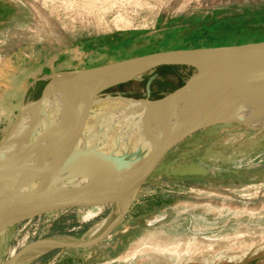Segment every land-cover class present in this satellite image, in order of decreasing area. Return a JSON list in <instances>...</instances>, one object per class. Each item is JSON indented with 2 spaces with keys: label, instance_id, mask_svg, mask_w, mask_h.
Returning a JSON list of instances; mask_svg holds the SVG:
<instances>
[{
  "label": "rangeland",
  "instance_id": "1",
  "mask_svg": "<svg viewBox=\"0 0 264 264\" xmlns=\"http://www.w3.org/2000/svg\"><path fill=\"white\" fill-rule=\"evenodd\" d=\"M9 1L17 14L0 29V144L55 73L264 41V0ZM193 74L158 67L103 91L95 108L115 106L108 96L157 100ZM113 210L89 203L10 226L0 233V264L38 239L87 241ZM51 251L14 264H264V132L223 124L195 133L164 156L108 237Z\"/></svg>",
  "mask_w": 264,
  "mask_h": 264
},
{
  "label": "water",
  "instance_id": "2",
  "mask_svg": "<svg viewBox=\"0 0 264 264\" xmlns=\"http://www.w3.org/2000/svg\"><path fill=\"white\" fill-rule=\"evenodd\" d=\"M173 65L190 67L194 74L157 100H133L145 107L134 129L104 143V129L93 136L89 129L96 114L91 107L104 100L103 91ZM47 104L49 119L42 112ZM223 124L264 132V41L158 51L53 74L40 96L20 110L0 144V233L83 204L110 202L114 210L87 241L38 239L2 264L37 251L97 245L121 222L169 151L195 133Z\"/></svg>",
  "mask_w": 264,
  "mask_h": 264
},
{
  "label": "bare ground",
  "instance_id": "3",
  "mask_svg": "<svg viewBox=\"0 0 264 264\" xmlns=\"http://www.w3.org/2000/svg\"><path fill=\"white\" fill-rule=\"evenodd\" d=\"M112 100L114 101L113 103L116 104L115 106L98 110L95 107L101 103L100 101L99 103H96L91 107V111L93 112V114H96V116H94V118L96 117V124H92L90 126L89 131H92L94 136L95 130L104 129L102 131L104 137L100 134V141L103 143L106 142V138H109L110 136H121L126 132H129L130 130L134 129L137 125H139L140 121L142 120L141 118L145 110V107L137 101L119 98H112ZM104 110L105 112L100 114L101 111ZM106 224L107 220L104 224H102L103 226L100 230L98 229L97 232L95 231L94 236H96L105 227Z\"/></svg>",
  "mask_w": 264,
  "mask_h": 264
},
{
  "label": "flooded vegetation",
  "instance_id": "4",
  "mask_svg": "<svg viewBox=\"0 0 264 264\" xmlns=\"http://www.w3.org/2000/svg\"><path fill=\"white\" fill-rule=\"evenodd\" d=\"M15 7L9 0H0V29L4 26L6 20L17 14Z\"/></svg>",
  "mask_w": 264,
  "mask_h": 264
},
{
  "label": "trees",
  "instance_id": "5",
  "mask_svg": "<svg viewBox=\"0 0 264 264\" xmlns=\"http://www.w3.org/2000/svg\"><path fill=\"white\" fill-rule=\"evenodd\" d=\"M53 251H55V250H53ZM53 251H51V252H53Z\"/></svg>",
  "mask_w": 264,
  "mask_h": 264
}]
</instances>
